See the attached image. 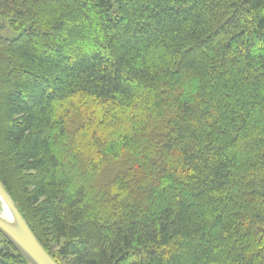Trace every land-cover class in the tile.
<instances>
[{
    "label": "trees",
    "instance_id": "1",
    "mask_svg": "<svg viewBox=\"0 0 264 264\" xmlns=\"http://www.w3.org/2000/svg\"><path fill=\"white\" fill-rule=\"evenodd\" d=\"M0 16V180L58 264H264V0Z\"/></svg>",
    "mask_w": 264,
    "mask_h": 264
},
{
    "label": "water",
    "instance_id": "2",
    "mask_svg": "<svg viewBox=\"0 0 264 264\" xmlns=\"http://www.w3.org/2000/svg\"><path fill=\"white\" fill-rule=\"evenodd\" d=\"M0 233L29 264H58L40 244L0 180ZM7 210L9 217L4 216Z\"/></svg>",
    "mask_w": 264,
    "mask_h": 264
},
{
    "label": "rangeland",
    "instance_id": "3",
    "mask_svg": "<svg viewBox=\"0 0 264 264\" xmlns=\"http://www.w3.org/2000/svg\"><path fill=\"white\" fill-rule=\"evenodd\" d=\"M19 33L10 28L8 20L0 16V38L15 39Z\"/></svg>",
    "mask_w": 264,
    "mask_h": 264
},
{
    "label": "bare ground",
    "instance_id": "4",
    "mask_svg": "<svg viewBox=\"0 0 264 264\" xmlns=\"http://www.w3.org/2000/svg\"><path fill=\"white\" fill-rule=\"evenodd\" d=\"M3 214H4V216H6V217H9V218H10V216H9V213H8V211H7V210H5Z\"/></svg>",
    "mask_w": 264,
    "mask_h": 264
}]
</instances>
